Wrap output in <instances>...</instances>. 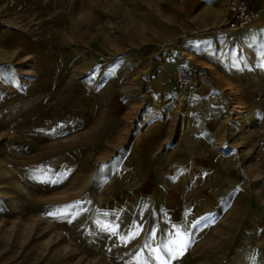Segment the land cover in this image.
Returning <instances> with one entry per match:
<instances>
[{
	"label": "rangeland",
	"instance_id": "1",
	"mask_svg": "<svg viewBox=\"0 0 264 264\" xmlns=\"http://www.w3.org/2000/svg\"><path fill=\"white\" fill-rule=\"evenodd\" d=\"M246 1L0 0V264H264Z\"/></svg>",
	"mask_w": 264,
	"mask_h": 264
},
{
	"label": "built area",
	"instance_id": "2",
	"mask_svg": "<svg viewBox=\"0 0 264 264\" xmlns=\"http://www.w3.org/2000/svg\"><path fill=\"white\" fill-rule=\"evenodd\" d=\"M260 17L258 9L251 7L246 0H228L225 30L242 31L251 26ZM171 93L183 95L190 84V77L183 68L173 72Z\"/></svg>",
	"mask_w": 264,
	"mask_h": 264
},
{
	"label": "snow or ice",
	"instance_id": "3",
	"mask_svg": "<svg viewBox=\"0 0 264 264\" xmlns=\"http://www.w3.org/2000/svg\"><path fill=\"white\" fill-rule=\"evenodd\" d=\"M136 234H137V233H133L132 236H134V235H136ZM132 236H129V237L125 238V242H127L128 239H131ZM173 243H177V242H173ZM145 246H146V247H149V245H145ZM178 246H179L180 248H183V247H184L183 242H178ZM164 249H165L168 253H170V254H172V255H175V254H176V253L173 251V249L170 248V247H168L167 245L164 246Z\"/></svg>",
	"mask_w": 264,
	"mask_h": 264
}]
</instances>
